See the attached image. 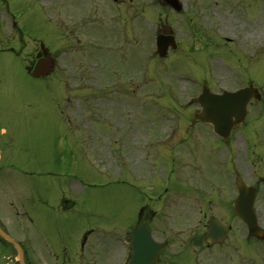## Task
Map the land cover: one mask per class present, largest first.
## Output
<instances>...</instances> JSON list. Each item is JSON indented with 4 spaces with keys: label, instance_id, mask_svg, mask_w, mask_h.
<instances>
[{
    "label": "rangeland",
    "instance_id": "obj_1",
    "mask_svg": "<svg viewBox=\"0 0 264 264\" xmlns=\"http://www.w3.org/2000/svg\"><path fill=\"white\" fill-rule=\"evenodd\" d=\"M183 1L189 4L185 5L184 14L178 15L169 8H161L158 0H130L124 7H117L112 0H0V47L8 45L5 36L11 29V19L3 5L9 4L13 11L30 10L27 18H31V36H45L60 61V69L66 72L67 81L66 85L54 88L49 82L34 80L25 73L24 60L17 58L16 73L9 79L13 94L6 91L0 94V105L9 107V113L21 121L12 147L17 152L12 160L17 164L0 171V212L8 216L13 213L16 226L15 232L10 233L14 238L26 242L28 233L34 232L38 244H45L48 239L60 244L70 238L76 240L85 228L95 226L108 241H117L120 236L122 241L124 232L138 223V209L144 205V199L152 196L150 205L156 208L157 191L152 181L158 176V196L164 194L158 201V236H172L169 240L173 252L186 250L190 245L196 249L192 256L188 252L196 264H264V241L248 239L245 224L231 217L222 200L209 201L211 195L201 205L202 200L189 198L188 185L193 189L211 180L227 182L232 170L228 157L236 158L233 168L246 181H259L264 177L261 142L253 145L236 136L234 152L229 151L230 156H226L228 147L217 136H195L194 143L184 126L173 142L145 151L146 139L166 134L172 121L181 114L178 103H185L197 89L188 79L235 87L233 76L247 81L255 66L257 85L264 89V41L258 38L259 30L264 32V4L256 9L247 0ZM187 14L194 18V32L186 25ZM164 20H167L166 30H177V36L185 41L184 50L188 48L193 53L164 60L153 56L158 24ZM81 23L84 31L80 30ZM247 32L254 33V37L246 39ZM93 37L104 47L100 52L113 63L109 82H115L114 88L105 89V84L101 88L91 86L98 76L104 81L99 75V56L91 57L97 45L94 43L91 50L89 38ZM80 45L82 49L78 48ZM84 55L85 72L79 73L77 58ZM1 56L14 60L7 53ZM140 67L143 82L137 78ZM129 69L131 73L126 72ZM128 73L130 88L117 89L116 81L127 82ZM65 100L67 114L83 117L81 134H76L77 145L71 142L76 138L66 141L55 134L53 124L59 114L56 103L63 105ZM92 113L105 115L114 121L115 127L123 121L144 120L145 131L140 142H135V136L131 135L130 144L124 149L126 153L119 157L117 146L111 147L106 133L88 122L87 116ZM117 134L113 133L114 139ZM175 149L176 155L182 154L178 162L172 158ZM54 151L61 153L57 163L53 159ZM48 153L51 163L46 164L44 157ZM40 164H46V169L39 168ZM142 179H146L147 186L142 189L147 195L141 196ZM168 184L171 191L175 187L177 191L163 192ZM63 194L75 199L74 210L68 212L59 207ZM221 198L227 201V193ZM256 205L259 223L264 227V191ZM8 209L10 212L6 214ZM213 216L231 224L234 232L225 245L208 248L195 240L203 242L204 225ZM23 245L27 249V243ZM118 247L121 255V242ZM15 254L10 247L2 248L0 264L10 262Z\"/></svg>",
    "mask_w": 264,
    "mask_h": 264
},
{
    "label": "flooded vegetation",
    "instance_id": "obj_2",
    "mask_svg": "<svg viewBox=\"0 0 264 264\" xmlns=\"http://www.w3.org/2000/svg\"><path fill=\"white\" fill-rule=\"evenodd\" d=\"M255 6L259 4H264V0H252ZM129 3L128 0H115L114 4L117 7H124ZM162 3V2H161ZM172 10V9H171ZM13 24L11 28V32L7 33L8 35L5 36V40L8 43L6 48L0 50V94L3 91L6 93L13 94V89H11V83L9 79L11 76L16 73L17 67L15 66V61L17 58L23 59L25 63V73L32 78L31 69L37 62V60L41 57H44L43 52L41 51L40 45L41 42L34 43L31 38L32 27L30 24L29 19L19 18V15L16 17L11 18ZM189 21H192V18H189ZM15 23V24H14ZM164 24L160 25L159 31L161 33L167 34L168 31L162 28ZM82 29V28H81ZM174 35L175 31L172 29L170 30ZM176 36V35H175ZM177 41V49L173 50L172 53L175 56L183 55L188 48L184 50V42L178 36H176ZM94 43L97 44L95 46V51L92 53V57L99 56V62H101V70L99 75L104 77V81H100V77L98 76L97 79L93 82L92 86L96 88H101V85H104V88H112L114 87V81L111 83V60L109 57H106L103 51L104 47L100 46V43L97 42L96 38H92L91 41V50L94 49ZM17 47L18 50L12 52L8 49ZM88 46H86L87 48ZM184 50V51H183ZM20 51V53H19ZM7 53L10 56L14 57V60H10V57H2L1 54ZM255 71L252 73L251 77L247 79V81L240 80L238 78H233V83L238 85V88L247 87L250 85L257 86V80L255 77L256 68H253ZM80 72H82V67H80ZM129 72V71H128ZM98 73V70L95 71ZM66 72L60 71V68L56 67L54 71L46 74L45 76L41 77L40 80L52 83L54 86L60 87L61 85H66ZM111 76V77H110ZM130 73H128V81L117 83V85L123 89L130 88ZM139 85V84H138ZM230 90L234 89L231 85H225ZM215 92H219L217 89L214 90ZM261 93L263 95L261 102L264 101V89H261ZM260 101L256 99L252 100L249 104L250 112L253 114L256 113H263L264 112V104L259 105ZM18 110V107L16 108ZM200 110L198 105H194L192 109V113L185 117L186 126L189 129V134L195 140L196 137L204 136L205 134H213L216 135L212 129V126L206 124L202 121L193 120V112ZM10 108L4 107L0 105V170L5 169H12L16 166L17 162L13 161L12 158L17 156V152L14 153L13 146L16 144L15 137L17 136L21 121L15 114L9 113ZM12 115V116H10ZM58 119L54 122L55 125V134L60 137H65L66 141L70 137L76 138V141H71L73 144L77 145V135L81 134L82 126H83V117L80 115H72L65 113V104L59 105V114ZM89 117V116H87ZM90 121L96 129L102 133H106L107 141L111 143V147L116 145L119 149H125L130 144V136L134 135V141L139 143V138H142V134L145 131V121L142 119L139 120H131V121H123V124L120 126L115 127L114 121L108 119L105 115L101 114H92L90 116ZM132 122H137L134 124ZM114 132H118L117 136L114 139ZM157 133V132H156ZM250 135L253 139L255 144L261 142L262 147L264 148V119H259L257 117L251 118L244 125H238L233 128L228 136L227 139L222 137H218L219 141L227 147L229 145V149H232L231 146L234 138L236 136H241L242 134ZM77 134V135H76ZM196 136V137H195ZM261 137V139H258ZM149 138L158 140V136H149ZM196 142V140H195ZM146 144V141L145 143ZM65 154V149L63 150ZM51 153V152H50ZM48 153L44 157V161L46 164L51 163V154ZM71 154L74 155V152L71 151ZM182 154H179L175 157V153L173 155L174 160L176 162L182 159ZM61 153L57 154L54 151L53 159L57 163V157H60ZM172 157V158H173ZM176 158V159H175ZM173 160V162H175ZM178 160V161H177ZM54 162V161H53ZM54 162V163H55ZM55 163V164H56ZM46 164H40L38 167L41 169H46ZM146 179H142L141 187L139 188V194H144L145 191L142 188L146 187ZM211 183H201L197 184L196 187L193 189L191 188V184L189 183V190L191 193L189 194V198H197L203 205V201L206 198H210L209 201L213 200L220 201L221 195L223 193H227L228 196H233L236 193V188L231 180L225 181H214L211 180ZM212 185L211 187H208ZM154 186L155 191H157V195L155 197V209L151 208V205L145 204L139 207L138 209V217L142 219L148 213L150 215V226L152 229V234L156 241V247L153 252H151V259H143V264H194L195 258L190 257L194 253V249L191 246L185 250L183 248L180 251L173 252L170 248L171 244L166 238L163 239L165 243V248L161 252V256L158 259V178L155 180V183L152 184ZM229 190V191H227ZM174 191L176 192L177 189L175 187ZM142 196V195H141ZM76 202L73 198L67 195H63V208L66 210H74ZM219 208V207H218ZM225 208V207H224ZM207 216V215H205ZM0 222L3 224V220L0 217ZM155 229H154V227ZM93 236H97L93 238ZM121 240V236L117 241H108L105 238V235L102 237V233H96L94 227L85 228L79 237L76 240H71V238L62 243L52 242L50 239L44 244H38L36 239L32 237L30 239V248L28 253V264H131L132 258L134 256V251L132 248V234L131 230L127 229L123 234V239ZM122 243L123 251L120 255L118 244ZM193 244V243H192ZM207 247H215L214 246H207ZM171 251V253H170ZM190 251V253H188ZM189 256V257H188ZM149 260V261H146Z\"/></svg>",
    "mask_w": 264,
    "mask_h": 264
},
{
    "label": "water",
    "instance_id": "obj_3",
    "mask_svg": "<svg viewBox=\"0 0 264 264\" xmlns=\"http://www.w3.org/2000/svg\"><path fill=\"white\" fill-rule=\"evenodd\" d=\"M170 4L175 6L177 0H167ZM170 45L169 38H163L162 49L160 54L166 56V50ZM51 66L50 62L41 65L35 70L34 75L38 76L44 74ZM254 95V89H248L237 93H224L223 95H212L205 92L199 102L204 107L200 115H196L198 119L213 124L214 129L219 134H224L225 130H229L233 125L241 123L245 120L247 114V104ZM238 185L240 196L234 203V208L237 214L246 222L251 234L262 238L263 231L258 225V219L254 211V202L256 199V189L247 187L244 181L239 177ZM148 227V219L146 218L141 224L140 229L136 232L137 249L136 260L134 264H143V258L151 259V249L154 247V242L151 239L149 230L143 227ZM229 228L222 225L218 220H211L208 226L207 241L210 243L223 242L227 237ZM0 235L7 241L12 243L18 251V260L20 264H26L24 259V252L18 242L9 236L1 227ZM160 246L158 245V255ZM149 261V260H146ZM132 263V264H133Z\"/></svg>",
    "mask_w": 264,
    "mask_h": 264
},
{
    "label": "bare ground",
    "instance_id": "obj_4",
    "mask_svg": "<svg viewBox=\"0 0 264 264\" xmlns=\"http://www.w3.org/2000/svg\"><path fill=\"white\" fill-rule=\"evenodd\" d=\"M252 29V28H251ZM250 37H254V33H251V32H247L245 34V38L246 39H249ZM258 38L261 40V41H264V32L262 30H259V34H258ZM177 133L175 134L174 138L176 137ZM173 138V139H174ZM172 139V140H173Z\"/></svg>",
    "mask_w": 264,
    "mask_h": 264
}]
</instances>
